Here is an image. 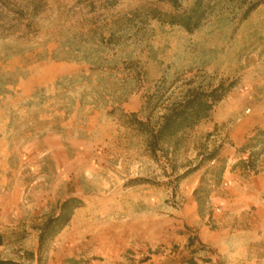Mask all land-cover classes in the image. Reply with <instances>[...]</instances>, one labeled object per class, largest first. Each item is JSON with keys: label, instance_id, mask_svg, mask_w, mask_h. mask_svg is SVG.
<instances>
[{"label": "rangeland", "instance_id": "obj_1", "mask_svg": "<svg viewBox=\"0 0 264 264\" xmlns=\"http://www.w3.org/2000/svg\"><path fill=\"white\" fill-rule=\"evenodd\" d=\"M178 2L204 12L192 33L168 22L176 10L163 0H0V108L24 84L35 87L16 114L18 141L34 138L25 136L31 127L40 140L69 117L77 133L75 178L61 176L53 191L0 192V262L264 264V222L209 249L198 236L188 244L185 233L197 230L188 226L191 180L201 176L197 187L213 189L212 171L223 159L231 171L264 127V0ZM220 84L230 91L209 118L175 148L150 152L137 120L156 125L189 89ZM240 127L244 141L235 137ZM214 150L217 158L204 160ZM41 163L26 169L28 181ZM256 165L233 171H262L264 154ZM69 196L82 206L40 252V228Z\"/></svg>", "mask_w": 264, "mask_h": 264}, {"label": "crops", "instance_id": "obj_2", "mask_svg": "<svg viewBox=\"0 0 264 264\" xmlns=\"http://www.w3.org/2000/svg\"><path fill=\"white\" fill-rule=\"evenodd\" d=\"M16 96L0 108V192L2 198H7L8 192L28 190L53 191L58 190L62 183L60 177L70 181L76 176L77 139L75 119L68 118L62 126L44 128L43 137L38 140L37 130L33 127L25 134L34 136L24 144L18 141L16 114L23 110L21 101L30 97L35 90L34 84H24ZM25 131H28L24 129ZM247 129L240 127L236 138L244 141ZM23 150H28L23 152ZM43 160L44 171H39L37 180L28 181L30 175L26 171L30 166L40 167L38 160ZM37 164V165H36ZM56 168L54 172L53 168ZM258 173H243L230 171L226 168L223 181L214 185L206 204V214L198 213V203L194 191L200 182V177H194L188 188V206L191 212L188 226L197 228L196 233L187 230L188 244L194 243L193 236H198L202 247H218L222 240L235 233L259 230L264 220V167ZM56 174V175H55ZM56 176L58 181H54ZM187 180V178H186ZM4 196V197H3ZM70 197V196H69ZM66 197L64 201L69 198ZM220 209V212L216 210ZM210 214L212 217L210 218ZM210 222L217 225L212 229ZM192 235V237L190 236ZM192 241V242H191ZM197 242V241H196ZM204 243H207L205 245Z\"/></svg>", "mask_w": 264, "mask_h": 264}, {"label": "trees", "instance_id": "obj_3", "mask_svg": "<svg viewBox=\"0 0 264 264\" xmlns=\"http://www.w3.org/2000/svg\"><path fill=\"white\" fill-rule=\"evenodd\" d=\"M114 4L115 0H107ZM169 2L176 10L173 14H168V22L184 27L192 33L200 26L204 17V12L198 4L190 10H182L178 0H163ZM230 91V87L220 84L211 90L202 88L189 89L181 100L166 107V111L160 117L156 125L149 122L137 120L138 129L147 137V147L151 153L156 154L162 145L176 147L177 138L180 134L198 125L202 120L210 117L213 108L222 101ZM248 154V157L246 156ZM264 154V127H256L247 142L240 148V156L230 165L231 171L240 168L244 171H255L257 161ZM218 156V150H214L204 160H214ZM227 168L226 160L221 161V166L212 171V185H219L223 181ZM185 175V174H184ZM182 175L181 177H184ZM212 193L211 187H197L194 196L198 203V211L201 217L206 214V204ZM82 201L76 197L66 199L60 207L58 215L50 217L40 228L39 248L42 252L49 241L63 229L74 212L82 206ZM212 214H210V218ZM1 237V236H0ZM1 243V240H0ZM8 262H0L7 264ZM64 264H79V261L70 258Z\"/></svg>", "mask_w": 264, "mask_h": 264}]
</instances>
